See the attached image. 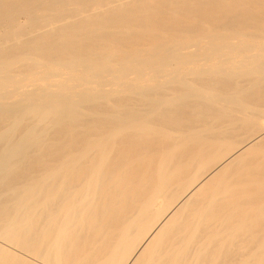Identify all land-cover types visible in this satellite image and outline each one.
<instances>
[{
	"label": "bare ground",
	"instance_id": "1",
	"mask_svg": "<svg viewBox=\"0 0 264 264\" xmlns=\"http://www.w3.org/2000/svg\"><path fill=\"white\" fill-rule=\"evenodd\" d=\"M0 264H264V0H0Z\"/></svg>",
	"mask_w": 264,
	"mask_h": 264
}]
</instances>
